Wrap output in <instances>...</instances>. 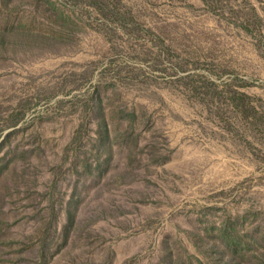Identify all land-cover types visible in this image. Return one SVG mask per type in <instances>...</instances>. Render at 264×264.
<instances>
[{
  "label": "rangeland",
  "instance_id": "1",
  "mask_svg": "<svg viewBox=\"0 0 264 264\" xmlns=\"http://www.w3.org/2000/svg\"><path fill=\"white\" fill-rule=\"evenodd\" d=\"M0 264H264V0H0Z\"/></svg>",
  "mask_w": 264,
  "mask_h": 264
}]
</instances>
